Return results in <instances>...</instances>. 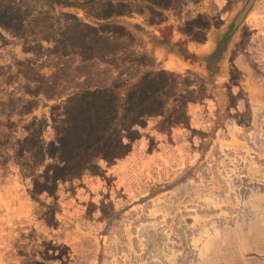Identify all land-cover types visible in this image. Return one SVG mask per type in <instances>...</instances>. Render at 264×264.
I'll use <instances>...</instances> for the list:
<instances>
[{"label":"rangeland","instance_id":"1","mask_svg":"<svg viewBox=\"0 0 264 264\" xmlns=\"http://www.w3.org/2000/svg\"><path fill=\"white\" fill-rule=\"evenodd\" d=\"M241 1L221 0L217 6L214 0H108L94 16L108 23L98 22L100 35L92 43L66 29L36 32L38 37L45 34L47 42L37 38L31 49L20 41L21 53L15 57L14 44L8 46L11 51L0 56V94L43 97L48 90L45 98L56 101L48 111L27 108V114L22 113L30 119L27 125L44 135V145L33 146L29 140L37 158H46L45 165L51 166L56 160L64 165L63 158H80L76 145L68 143L69 133L103 142L101 154L109 156L104 168H91L85 183H70L78 174L74 172L88 171L77 166L80 159L68 163V172L76 175L56 179L65 184L57 190L50 186L42 198L44 184L36 182V195L21 204L23 220H15V229L7 224L2 237L15 247L10 264H264V185L243 179L242 166L232 162L201 168L197 177L157 196L162 187L171 189L180 177L186 180L191 174L175 169L180 162L173 140L160 134L186 125V102L205 101L206 86L213 91L221 57L227 61L224 43L231 46L230 38L244 19ZM109 16L114 21H107ZM222 27L226 32L218 30ZM231 71V80L242 81L235 64ZM5 100L4 114L17 121L15 111L21 104ZM142 119L154 124L152 137L144 139L133 156L121 152L128 149V140L136 141L132 129ZM197 135L176 139L189 152L185 162L200 147ZM74 142L92 155L85 140ZM110 143L121 150L109 148ZM117 155L124 159L114 161ZM22 162L27 175H34L35 165L28 158ZM53 228L59 229L58 238L66 232L72 251L64 242L55 245ZM49 259L52 262L46 263Z\"/></svg>","mask_w":264,"mask_h":264},{"label":"crops","instance_id":"2","mask_svg":"<svg viewBox=\"0 0 264 264\" xmlns=\"http://www.w3.org/2000/svg\"><path fill=\"white\" fill-rule=\"evenodd\" d=\"M223 0V4H224ZM249 0L241 1L240 7L243 8L246 6V3ZM215 5H221V0H214ZM239 7V8H240ZM245 13H242V24L239 28V31L232 35L230 38L231 46L228 47L229 41L224 43L226 45V58L227 61L223 57H221V62L219 66L221 69L217 71L220 75H224L225 77H220V75L216 74L218 79H215V86L213 91L207 88L206 86V94L208 98H205V101L195 102L192 99L186 104H189L188 107L185 108L184 118L187 120L186 125H174V128L177 129V132L173 131V134L182 132L185 128L197 131L204 132L206 128H211V133H208L207 136L203 139V146L197 150L194 158L191 161L186 162V165L193 172L192 178L197 177L196 173L201 168H217L220 165L236 163L239 166H242L244 169L243 179L249 180L250 183L264 185V0H257L254 2L250 8ZM236 19H239L237 16ZM133 26V25H132ZM225 27H222L218 30H223ZM226 32V29L225 31ZM249 33V34H248ZM213 36V35H212ZM213 38H215L213 36ZM225 38V37H224ZM258 39L261 42L259 45L257 52L253 49L252 45ZM224 41V40H223ZM223 45V44H222ZM234 50H231L233 49ZM10 49H7L2 57L7 55L10 52ZM233 51V52H231ZM20 50L16 49L11 54L20 55ZM235 54V55H234ZM10 55V54H9ZM225 62V64H223ZM231 64H235L238 69H240L241 74L243 76L242 81H233L231 80ZM223 65V67H222ZM39 72L41 71L38 70ZM221 71V72H220ZM223 71V72H222ZM218 75V76H217ZM43 78L44 75H41ZM212 83V82H211ZM237 83V85H234ZM39 88H44L43 86H38ZM213 87V86H212ZM49 93L48 90L45 91ZM8 95V97L6 96ZM50 96V94H49ZM13 99L16 103H20L21 107H17L15 111V116L17 117V121L11 117V115L4 114V108L6 107L5 98ZM0 104L2 108V115L0 116V189L4 185H25L28 184L29 175L24 170L22 160L24 158H28L29 160L32 155L35 154L33 147L28 153L20 154L19 160H15V153H12L11 149L3 148L1 138L3 136L9 137L10 141L18 145L24 142L26 138L32 136L33 139L41 141L44 145L46 142L44 141V135L42 131L37 127L28 126L27 124L30 122V119L27 117L24 118L23 111L27 114L25 109L29 108L34 111L50 110L51 106L56 102L53 99H46L45 97H41L40 94L36 95V97H30L26 94H0ZM36 102V103H35ZM201 107H204L209 113H215V117L212 121L204 122L206 120V116L204 114H200L202 111ZM204 111V113H205ZM26 120V121H25ZM151 120V119H149ZM147 119H142L138 124L135 123L134 128L132 129L137 136L136 141L132 142L128 140V149L121 150L120 146L113 147L116 151L121 152H129L130 156L134 155L137 149H142L144 146V139H147L152 135L154 131V124H148ZM8 124H13L14 127L10 129ZM17 127V128H16ZM173 128V129H174ZM52 131V128H48ZM38 131V132H37ZM184 132V131H183ZM171 133V132H170ZM158 134V133H157ZM172 134V133H171ZM61 137V134L58 133ZM161 137H167L163 134H160ZM69 136H75L74 134H70ZM152 137V136H151ZM259 138V142L257 139ZM8 139V140H9ZM141 139L140 141H137ZM51 143H53V140ZM126 142V139H123ZM60 143V142H59ZM59 146V145H58ZM104 146H102L103 148ZM110 148V147H109ZM176 149H179L176 147ZM114 150V151H115ZM180 151V149H179ZM119 153V152H118ZM128 154V153H127ZM22 158V159H21ZM182 163L185 161L184 157H180ZM122 160L124 158H121ZM120 159V160H121ZM6 160L4 164L2 161ZM116 158L114 157V161ZM57 163V164H56ZM55 164L59 167L61 171H65V173H69L63 178H67L64 181L69 180L70 177L76 175L74 173H78L77 176L70 183H78L82 182L87 175L88 171H83L81 174V170L76 171L74 173L68 172L69 166H67L68 162L66 161L64 165L59 162ZM105 162L101 161L98 163L97 168H104ZM36 167V172L42 170V168L38 164H34ZM69 168V169H68ZM86 168V167H85ZM89 168V167H87ZM68 170V171H66ZM253 170H257L254 175ZM40 172V171H39ZM62 178V179H63ZM62 182V180L60 181ZM68 183V184H70ZM65 184V183H59ZM24 190V188H23ZM25 197H22L20 201H23ZM260 199L263 200L262 197ZM21 219H17L16 221H21L24 218V213H21ZM57 218V216H56ZM35 220V219H34ZM33 220V226H35V221ZM12 219L6 220L3 228L0 229V264H10V254L11 252L15 253V247L12 244L11 239L5 240L3 242L2 237L6 235L7 230H5L6 225L10 224L12 229L16 228L15 220L11 222ZM2 222V221H1ZM4 222V221H3ZM55 242V241H54ZM61 243V242H59ZM224 264H228L227 260H225Z\"/></svg>","mask_w":264,"mask_h":264},{"label":"trees","instance_id":"3","mask_svg":"<svg viewBox=\"0 0 264 264\" xmlns=\"http://www.w3.org/2000/svg\"><path fill=\"white\" fill-rule=\"evenodd\" d=\"M107 1L108 0H0V56L2 57V54L6 52L10 44H14L15 50L19 49L20 41H24L26 48L31 49L32 47H34V45L37 44V38H40L43 43L47 42L45 34H43V37H41V35L38 37L36 35V32L56 34L64 33L66 32V29H68L76 32L77 37H82L85 42L90 41L92 43L93 41L98 39L97 35H100L97 30L98 22L108 23L103 21V19L101 20L94 17L99 16V14L101 13L100 11H102L103 7L106 6ZM98 12L99 14H97ZM126 13L128 16H130L128 12ZM112 15L115 17L116 14ZM114 19L115 18H113L112 16H109L107 18V21H114ZM11 55L14 56V54ZM24 92L27 93L28 89H25ZM46 95H48V93L44 92L43 97H45ZM9 99H11V97H9ZM1 115L2 108H0V116ZM70 134L71 133H69V135ZM69 135L68 137L70 140H68V143L76 145V147H70H73L78 154L83 155L80 156V158L75 159H72L73 157L63 158V160L61 159L64 163L66 162V160H70L68 161V163H72L77 159H80V161L83 162H75L76 164H78L77 166L82 165L83 168L89 167V172L91 171V168H97L99 162H108L107 159L109 156L101 154L103 153L101 152L102 146H104L103 142H91L90 138L85 136L84 134H82V137ZM8 139L9 137L6 136H3V138H1V145L3 148H10L12 153H15V155L17 156L25 153L31 155V152L29 151L33 147L31 146V141L29 140H32V136L31 138L25 139L24 142H27L25 148L23 147L24 142L20 141L21 143L18 145V143L13 144L10 139ZM80 139L85 140L88 143L92 155H87L88 150L83 149L81 144H77L76 142H74ZM123 139L124 138H122L121 140V145L125 143ZM37 143L43 145L41 141L39 142V139H33V146H36ZM58 145L60 146V143ZM113 145H115V143H110L108 147H113ZM116 146L118 145L116 144ZM62 152L63 151L61 150V153ZM31 158L32 160L30 159V162L33 164L41 165L42 170H39L40 172L34 171V175L29 176L28 183L30 184L26 185V187L24 186V190L20 189V187L22 186L20 184L16 186H13L12 184L4 185L0 189V229L3 228L6 220L12 219L11 222H13L14 220L21 219L20 217L22 214L19 213L22 212L20 207L23 201L20 200L25 196L34 197L36 195V193L33 192L36 191V182L40 185L44 184L43 191L39 196L40 198L49 194L48 188L50 186L54 187L56 185L57 190L60 186L64 185H60L55 181L58 178L62 179L64 176L68 175L67 173L64 174L65 171H61L56 166L55 163L59 162L58 160L54 161L51 166L48 164L45 165V161H47L46 158L38 159L36 153L32 155ZM86 162H88V165ZM69 166L71 167L70 164ZM51 167L58 169V173L55 174ZM36 179H39L41 182L37 181Z\"/></svg>","mask_w":264,"mask_h":264},{"label":"flooded vegetation","instance_id":"4","mask_svg":"<svg viewBox=\"0 0 264 264\" xmlns=\"http://www.w3.org/2000/svg\"><path fill=\"white\" fill-rule=\"evenodd\" d=\"M257 0H249L247 3H246V6L243 8V11H242V13H245L244 11H246V10H248L249 8H250V6L254 3V2H256ZM249 34V33H248ZM252 45V47L254 46V45H256V48L254 49V50H256V52H257V50H258V48H260L259 47V45H261V42H260V40L258 39V41L256 40V42H254L253 44H251ZM206 116V115H205ZM214 117H215V113H210V119H208L207 118V116H206V120H203L204 122H209V121H212L213 119H214ZM172 129V130H171ZM170 131H171V133H169V134H166L165 136H167V137H165L167 140L168 139H172L173 141H172V144H171V147H173V149H174V151L176 152V153H178L177 154V159H178V161L180 162L177 166H176V168L175 169H183V170H185V169H187V172L188 173H190L191 172V174H189L188 176H187V178H186V180L183 178V179H181V177L179 178V180H177V181H175L174 183H173V185H172V188L170 189L169 187H168V185H167V187L165 186V187H162V189L160 190V192L159 193H157V196L159 195V194H164V192H171V191H173V190H176L179 186H181V185H183V184H185L187 181H188V179H190V178H192V175H193V172L190 170V168H188L187 167V165H186V160L185 161H183V163H182V161L180 160L181 158L180 157H186L185 156V153L187 152V154L189 153L188 151H187V148L186 147H182L181 145H179V143H177L176 142V139L177 138H185V139H189L190 140V138L192 137V136H196V134H198L197 135V137L199 136V137H201L200 139H198L197 140V143H198V145L200 146H197V147H199L198 149H200L202 146H203V139H202V134H203V136L205 137V136H207L208 135V133H211V128H209L208 129V131L207 130H205L204 132H197V131H193V130H190V129H187V128H185L182 132H179V133H175V135L173 134V131H175V132H177V129L176 128H171L170 127ZM200 134V135H199ZM152 136V135H151ZM174 137H176V138H174ZM188 142H190V141H188ZM201 144V145H200ZM176 147H178L179 149H180V151H179V149H176ZM120 149V148H119ZM198 149H196V150H194V152H193V154H195V155H197L196 154V152H197V150ZM159 152H157V154H158ZM180 154V155H179ZM153 155H154V153H153ZM194 155V156H195ZM133 156V155H132ZM193 156V155H192ZM193 156V157H194ZM120 155H117L116 156V160L115 161H117V160H120ZM150 159L152 158L151 156L149 157ZM188 162V161H187ZM185 176V174L182 176V177H184ZM82 183H85L84 182V180H82ZM149 198V197H148ZM147 197H145V198H143V199H148ZM154 199V197H152V198H150L149 200L151 201V200H153ZM58 233H59V229H57V228H53V230H52V234H53V236H54V243H55V245H58V243L59 242H61L62 244H63V242H64V245H65V247L69 250V251H72V246L69 244V243H67V241H68V238H67V235H66V232H65V234L63 235V236H61V237H59L58 238ZM60 239H61V241H60ZM56 259V258H55ZM57 261V260H56ZM50 262H52L50 259L49 260H46V263H50Z\"/></svg>","mask_w":264,"mask_h":264}]
</instances>
